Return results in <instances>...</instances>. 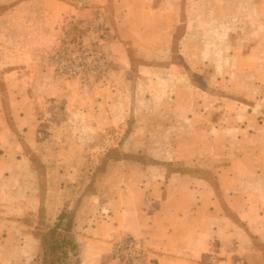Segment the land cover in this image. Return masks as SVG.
<instances>
[{
  "label": "crops",
  "instance_id": "obj_1",
  "mask_svg": "<svg viewBox=\"0 0 264 264\" xmlns=\"http://www.w3.org/2000/svg\"><path fill=\"white\" fill-rule=\"evenodd\" d=\"M92 8L105 15L110 62L96 83L58 79L49 66L89 10L0 0V109L5 92L15 123L0 112V188L29 187L15 179L31 162L14 140L31 124L29 109L44 104L62 124L67 107L95 132L158 111L182 168L115 167L119 183L100 184L118 189L109 201L92 195L77 209L79 264H117L112 244L123 231L144 240L145 264H264V0H92ZM10 220L0 218V253L9 240L15 253L35 248ZM10 259L0 264H21Z\"/></svg>",
  "mask_w": 264,
  "mask_h": 264
},
{
  "label": "rangeland",
  "instance_id": "obj_2",
  "mask_svg": "<svg viewBox=\"0 0 264 264\" xmlns=\"http://www.w3.org/2000/svg\"><path fill=\"white\" fill-rule=\"evenodd\" d=\"M1 100V116H6L9 125L14 127L9 94H1ZM44 106H39L40 111L36 112L29 109L27 113L31 124L14 135L19 152L25 155L27 162H31L30 169L23 163L19 166L20 171L26 167L28 172L19 173L15 179L21 184H28V189L0 188V218L11 219L13 223H5L31 232L38 240L35 248L28 245L27 250L21 253H15L12 246L15 241L7 242L8 247L0 256L21 260V264L28 260L30 264H42L36 256L42 251V241L63 209L72 213L75 223L77 209L85 197L98 194L109 201V195L115 194L118 189L104 188L100 184L107 181L119 183L120 174L115 167L155 164L166 171L182 168L175 163L173 142L168 140L171 131L168 118L159 115L158 111L138 112V117L130 123L95 132L81 123L83 117L79 113L67 107L64 123L55 124L54 112L44 109ZM152 119L156 122L152 123ZM7 148L8 145H3L1 152ZM11 150L17 149L14 146ZM25 198L28 201L22 204ZM17 236L19 241L20 236ZM76 261L77 257L70 256L65 264Z\"/></svg>",
  "mask_w": 264,
  "mask_h": 264
},
{
  "label": "built area",
  "instance_id": "obj_3",
  "mask_svg": "<svg viewBox=\"0 0 264 264\" xmlns=\"http://www.w3.org/2000/svg\"><path fill=\"white\" fill-rule=\"evenodd\" d=\"M80 10H89L86 19L77 21L80 35L67 29L51 55L49 66L61 80H102L109 69V58L104 44L107 41L105 15L92 8V0H70ZM99 33L98 41L85 44L83 34ZM112 253L117 264H145L146 247L142 238L123 231L113 240Z\"/></svg>",
  "mask_w": 264,
  "mask_h": 264
},
{
  "label": "trees",
  "instance_id": "obj_4",
  "mask_svg": "<svg viewBox=\"0 0 264 264\" xmlns=\"http://www.w3.org/2000/svg\"><path fill=\"white\" fill-rule=\"evenodd\" d=\"M73 30L80 35L81 30L77 27ZM74 224L72 213L63 209L54 226L49 228L48 236L43 239L42 251L37 254L36 259L42 260V264H65L73 256L77 257L74 264H79V245L73 233Z\"/></svg>",
  "mask_w": 264,
  "mask_h": 264
}]
</instances>
